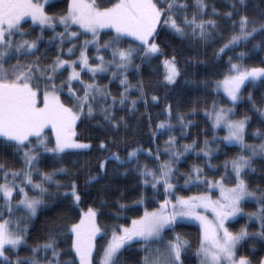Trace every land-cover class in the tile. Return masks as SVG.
<instances>
[{"label": "trees", "instance_id": "1", "mask_svg": "<svg viewBox=\"0 0 264 264\" xmlns=\"http://www.w3.org/2000/svg\"><path fill=\"white\" fill-rule=\"evenodd\" d=\"M152 1L160 14L151 37L158 52L149 54L148 45L104 30L98 36L97 46H89L87 54L96 64L97 51L104 60L112 61L115 49H130L128 67L123 73L110 64L101 73L80 71L74 81L65 82L67 69L54 74L53 82L60 83L56 89L61 101L78 114L74 138L89 146L59 152L37 151L31 160L37 169L34 180H40L39 175L50 176L42 181V204L33 217L26 215L24 242L16 249L5 247L0 264L43 261L54 251L59 253L60 264H79L72 251L70 226L79 221L81 210L90 208L96 211L94 222L103 228L95 240L93 261L98 264L112 228L129 224L164 199L163 188L144 184L141 172L159 171V162L168 160L172 150L181 154L170 163L174 194L206 192L210 179L222 178L227 185L235 184L236 177L227 161L250 153L240 145L223 142L224 130L213 128L204 111L215 102L229 104L221 92L213 89V84L239 53H244L243 62L247 66L264 69V26H261L264 0ZM116 4L133 10L129 0H95L99 8ZM44 10L49 15L61 16L68 10V0L47 2ZM240 19H245L248 28L254 31L228 44L238 30ZM68 29L77 32L73 40L76 46L82 47L83 41L90 37L69 24L48 26L30 20L21 22L20 32L14 35L9 47L20 40L24 45L12 46L1 60L4 80L22 82L20 75L27 72L33 85L46 87L50 79L45 69L58 55L61 37ZM165 59L173 61L177 67L173 82L165 80ZM16 74L19 75L15 78ZM88 84H93L95 91L85 96L84 85ZM69 87L75 90L76 96L67 94ZM263 106L264 76L243 85L233 111L235 117L246 119L244 141L248 146L263 143L264 118L260 114ZM133 151L136 153L130 156ZM195 166L203 182L185 186V179L194 172ZM22 167V155L16 144L0 137V186L5 171ZM240 176L246 188L259 195L263 193L264 158L252 157L250 167ZM73 189L79 196L78 203L73 200ZM5 206L0 192V208ZM241 207L246 214L228 221L227 228L233 233H245L237 244V256L259 264L264 256V198L245 200ZM251 213H255V218L249 217ZM84 224L88 231L90 225L86 220ZM174 234L186 240L181 264H198L200 229L196 224L185 222L164 229L157 240L125 245L112 264H142L143 244L161 249Z\"/></svg>", "mask_w": 264, "mask_h": 264}, {"label": "rangeland", "instance_id": "2", "mask_svg": "<svg viewBox=\"0 0 264 264\" xmlns=\"http://www.w3.org/2000/svg\"><path fill=\"white\" fill-rule=\"evenodd\" d=\"M50 1L52 0H0V3L4 2L9 7V12L0 18V62L12 46L24 45L20 40L9 47L14 35L20 32V24L24 20L41 25L69 24L76 26L78 31L90 35L89 39L83 41L81 48L77 46L76 51V42L73 41L77 37L75 29H68L61 37L58 57L45 69L50 79L46 87L34 86L27 72L21 73L22 82L3 80V75L0 74V137L15 143L23 159V167L20 170L5 171L2 177L0 192L4 196L6 206L0 208V257H4L5 247L16 249L24 242L27 229L26 215L33 217L42 204L41 194L44 188L42 181L50 176L43 174L39 175L40 180H34L33 175L37 174V169L32 166L31 160L37 151L43 149L59 152L89 146V143L74 138L78 114L75 109L61 101L56 89L60 83L55 85L54 74L67 69L65 82L74 81L79 78L80 70L96 74L106 70L110 64L114 65V70L123 73L128 67L126 62L130 56V49H115L112 61L104 60L102 54L97 51L96 64L91 62L87 54L89 46H97L98 36L103 30H112L120 36H127L148 45L149 54L158 52L156 42L150 41L160 19L159 11L152 0H129L133 10L123 4L101 9L95 5V0H68V11L61 16L45 12L44 5ZM170 26L175 29L172 22ZM261 26H264V23ZM253 31L254 29L248 28L245 19H240L238 30L228 44L248 37ZM65 41L69 43L64 44ZM73 53L75 56H71ZM243 56L244 53H239L236 59L229 61L225 74L213 84V89L221 92L229 104L215 102L204 111L213 128L224 130L222 140L225 143L243 146L250 153L249 156L241 155L227 161L228 168L236 177L235 184L227 185L222 178L210 179L206 192L184 196L174 194L171 182L173 165L170 163L178 160L181 154L178 155L180 152L175 153L172 150L168 160L159 162V171L148 169L141 172L144 184L160 185L163 188L164 199L156 208L146 210L141 216L133 218L129 224L112 228L98 264H112L125 245L137 240L144 242L157 240L164 229L177 222L192 223L199 227L198 264H251L246 258L236 254V246L244 236V231L233 233L227 228L229 220L246 214L241 208L242 201L264 198V192L258 196L256 192L246 188L240 176L244 169L250 167L252 157L264 158V140L261 145L247 146L244 141L246 119L233 115L241 87L248 81L258 80L264 76L262 67L247 66L243 62ZM163 63L165 80L173 82L178 72L177 67L169 59H165ZM17 75L19 74H16L15 78ZM84 87L85 96L90 91H95L93 84ZM67 94L72 97L77 95L72 87L67 88ZM260 114L264 118V106ZM135 153L136 151H133L130 156ZM196 169V166L193 167L194 172L186 177L185 186L203 182ZM30 191H36L38 194H31ZM71 194L74 202L78 203L79 196L74 189ZM95 214L96 211L91 208L81 210L79 221L70 226L73 234L72 251L79 264H94L95 240L103 232V228L94 222ZM255 216V213L249 214L250 218ZM85 220L86 224L90 225L88 231L84 226ZM143 245L146 247V244ZM185 245L186 240L174 234L172 239L165 242V247L161 248L163 251L152 245L147 248L143 246L142 262L181 264V253ZM49 257L43 261L32 259L30 264L61 263L57 251L52 252ZM259 264H264V256Z\"/></svg>", "mask_w": 264, "mask_h": 264}, {"label": "flooded vegetation", "instance_id": "3", "mask_svg": "<svg viewBox=\"0 0 264 264\" xmlns=\"http://www.w3.org/2000/svg\"><path fill=\"white\" fill-rule=\"evenodd\" d=\"M9 12V7L4 2L0 3V18L5 16Z\"/></svg>", "mask_w": 264, "mask_h": 264}]
</instances>
